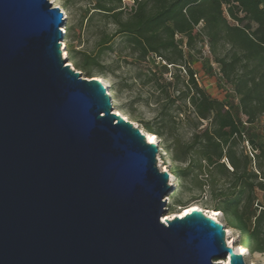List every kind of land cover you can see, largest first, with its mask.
Here are the masks:
<instances>
[{
	"label": "water",
	"instance_id": "water-1",
	"mask_svg": "<svg viewBox=\"0 0 264 264\" xmlns=\"http://www.w3.org/2000/svg\"><path fill=\"white\" fill-rule=\"evenodd\" d=\"M50 0H0V264H245L204 212L163 219L157 144L67 65Z\"/></svg>",
	"mask_w": 264,
	"mask_h": 264
},
{
	"label": "rangeland",
	"instance_id": "rangeland-1",
	"mask_svg": "<svg viewBox=\"0 0 264 264\" xmlns=\"http://www.w3.org/2000/svg\"><path fill=\"white\" fill-rule=\"evenodd\" d=\"M54 1L65 15V42L76 51V58L69 59L67 65L71 63L76 69V62L81 63L85 57H90L88 59L92 61L89 62V71L92 76H99L103 80L115 109L141 131H146V124L160 131V135H155V144L158 147L157 164L160 157L162 167L158 166L162 170L167 168L174 178L173 190L165 197L168 203L167 213L179 212L191 204H196L207 212L217 210L213 207L214 194L221 189L231 191L229 179L223 178L217 185L212 186L205 162L201 161V170L197 168L200 162L194 156V150L188 151L189 145L192 143L193 134L206 127L208 121L196 117L190 104L178 98L179 91L186 90L188 70H191L196 75V78L193 77L198 86L210 97L232 104L233 112L238 114L241 121H252L247 125L259 132V136L254 138L255 145H262L264 99L260 102H242L238 91L244 89L245 82L253 80L260 82L257 89L264 88V55L252 59L246 57L251 56L244 48L239 47L236 33L227 30V25L233 26L236 22L223 11L226 23L222 24L223 32L218 40L210 37L208 30L203 28V22L194 27V38L190 44L187 37L174 34V41L181 54V68H175L158 58L149 56L140 59L129 44L120 39L116 32V23L100 13H92L95 0H72L67 6L64 0ZM132 6L131 1L123 0L121 9L124 16L130 12ZM90 14L93 15L87 19ZM249 26L250 31L254 30V23H249ZM69 48L66 49L67 52ZM178 49L171 54H178ZM236 57L239 62L234 67L229 65L228 62ZM164 65L166 71L162 69ZM77 70L80 71L78 68ZM158 85L164 88L160 89ZM234 149L237 153L244 150L249 158L250 168L259 178L263 176L264 161L257 162V149H253L245 140L234 146ZM224 161L231 170L228 162L225 159ZM173 170L178 171L179 177L173 174ZM254 196L256 202L264 206V190L256 189ZM222 212L220 221L229 226L226 214ZM234 231L238 238L237 243L240 244V233L236 229ZM244 262L264 264V254L248 251Z\"/></svg>",
	"mask_w": 264,
	"mask_h": 264
},
{
	"label": "trees",
	"instance_id": "trees-1",
	"mask_svg": "<svg viewBox=\"0 0 264 264\" xmlns=\"http://www.w3.org/2000/svg\"><path fill=\"white\" fill-rule=\"evenodd\" d=\"M71 1L64 0L65 6ZM122 2L123 0H95L91 10H94L92 13H100L116 23L118 25L116 32L120 39L128 43L140 59L150 56L163 60L175 68H181L179 64L181 54L178 44L174 41V34L187 37L190 44L194 38V27L203 22V28L208 30L210 37L218 40L223 32L222 24L226 23L223 11L236 22V25H227V30L236 33L239 47L244 48L251 56L246 57L252 59L264 55L262 0H134L126 16L121 9ZM92 15L86 18L89 19ZM249 23L255 24L254 30H249ZM70 30L68 27V31ZM67 48L69 45L66 43ZM175 49H178V54H171ZM67 53L69 59L76 58L73 47H70ZM88 58L90 57H85L81 63L76 62L75 67L90 76L88 67L92 60ZM238 62L236 57L228 64L234 67ZM162 69L166 71L165 65ZM193 76H196L195 73L188 70L186 90L179 91L178 98L189 103L196 117L207 120L208 125L193 134L188 151L194 150V156L200 162L197 167L200 170L201 161L205 162L209 183L212 186L217 185L223 178L229 179L231 191L221 189L214 194L213 207L224 211L228 225L239 231L240 244L251 253L264 254V206L257 203L254 196L256 189L264 190V174L262 173L263 176L259 178L250 168V161L244 150L237 153L234 149V146L245 140L253 149L259 151L255 155L257 162L264 161V142L262 145H255L254 138L259 136V132L247 125L252 121H241L238 114L233 112L232 104L210 97L198 86ZM259 84L260 82L254 80L245 82L244 89L238 91L241 101H262L264 88L257 89ZM158 86L160 89L164 88ZM145 129L157 136L160 135V131L149 124L145 125ZM258 168L261 170L260 164ZM259 173L261 174V171ZM173 174L179 177L178 171L173 170Z\"/></svg>",
	"mask_w": 264,
	"mask_h": 264
},
{
	"label": "bare ground",
	"instance_id": "bare-ground-1",
	"mask_svg": "<svg viewBox=\"0 0 264 264\" xmlns=\"http://www.w3.org/2000/svg\"><path fill=\"white\" fill-rule=\"evenodd\" d=\"M51 1H52L51 3L54 4V7L57 6V4L55 3L54 0H51ZM62 49H63V51H62L63 52V57H67L68 53L66 51V45L65 44H64V47ZM68 65L70 66L71 63L68 64ZM71 67L73 68L72 65H71ZM93 79L95 81H97V82L103 83V80L99 76H96L95 75V76H93ZM114 111L117 114H120L123 117V119H127L126 116L123 113H121L119 110L115 109ZM142 132L144 133V135H145L148 143H151V144H155L156 143V136H155V134L150 133V132L145 131V130H142ZM160 163H161V159L159 157L158 158V164L157 165H159L160 167H162V165ZM160 169H161V171H167L169 173V182H170V184H172L173 181H174V178H173V175L171 174V172H169V170H167V168H164L163 170H162V168H160ZM191 209H198V210L204 212L206 215H208L210 218H212L216 222H221L220 221V218L223 217V212L221 210H215L214 209V210H211V211L207 212V211H204V209L200 208L198 205L191 204L189 206L183 207L179 212L167 213L163 217V219L170 220V219H172L173 217H175L177 215L181 217L182 215L188 213ZM225 235H226V243H227L228 246L231 247L232 244L235 242L236 243V251H237V253L239 255L243 256V259L248 256V250L243 245L237 243L238 242V238H237V236L235 234V231H234V229L232 227L225 226ZM224 263L225 264H229L228 261H224Z\"/></svg>",
	"mask_w": 264,
	"mask_h": 264
},
{
	"label": "built area",
	"instance_id": "built-area-1",
	"mask_svg": "<svg viewBox=\"0 0 264 264\" xmlns=\"http://www.w3.org/2000/svg\"><path fill=\"white\" fill-rule=\"evenodd\" d=\"M126 1H131V3H133L134 0H126ZM262 1H263V3H264V0H262ZM61 29H62V31H63V34H62V36H63V40L61 41V46H60V48H61V47L63 48V47H64V44L66 45V42H65V39H64V38H65V35L67 34V33H66V27H65V25L62 26ZM63 41H64L65 43H64ZM62 55H63V52H62ZM70 67H71V65H70ZM71 68H72V67H71ZM108 95H109V94H108ZM109 96H110V95H109ZM110 97H111V96H110ZM125 120H127V119H125ZM204 214H205V213H204ZM205 215H206V214H205Z\"/></svg>",
	"mask_w": 264,
	"mask_h": 264
}]
</instances>
